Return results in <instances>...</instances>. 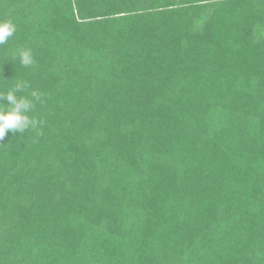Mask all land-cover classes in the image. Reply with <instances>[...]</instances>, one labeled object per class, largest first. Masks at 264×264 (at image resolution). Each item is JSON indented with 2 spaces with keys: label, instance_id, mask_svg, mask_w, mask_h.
<instances>
[{
  "label": "trees",
  "instance_id": "obj_1",
  "mask_svg": "<svg viewBox=\"0 0 264 264\" xmlns=\"http://www.w3.org/2000/svg\"><path fill=\"white\" fill-rule=\"evenodd\" d=\"M5 19L0 93L41 98L0 140V264H264V0H0Z\"/></svg>",
  "mask_w": 264,
  "mask_h": 264
},
{
  "label": "clouds",
  "instance_id": "obj_2",
  "mask_svg": "<svg viewBox=\"0 0 264 264\" xmlns=\"http://www.w3.org/2000/svg\"><path fill=\"white\" fill-rule=\"evenodd\" d=\"M15 32L16 25L11 20H0V46L7 44ZM15 55H18L19 63L23 67L33 66L35 63L30 48H21L14 57ZM27 87V82L17 81L7 92L0 93V101H6V103H0V140L7 132L24 133L29 128H37L40 124V121L27 114L35 107L34 101L40 100V93L32 90L30 95L33 99L18 95Z\"/></svg>",
  "mask_w": 264,
  "mask_h": 264
}]
</instances>
